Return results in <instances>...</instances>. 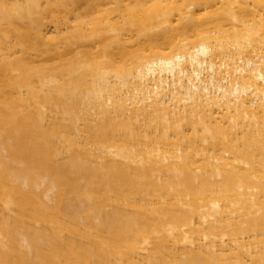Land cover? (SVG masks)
Wrapping results in <instances>:
<instances>
[{
  "label": "bare ground",
  "instance_id": "6f19581e",
  "mask_svg": "<svg viewBox=\"0 0 264 264\" xmlns=\"http://www.w3.org/2000/svg\"><path fill=\"white\" fill-rule=\"evenodd\" d=\"M0 264H264V0H0Z\"/></svg>",
  "mask_w": 264,
  "mask_h": 264
}]
</instances>
